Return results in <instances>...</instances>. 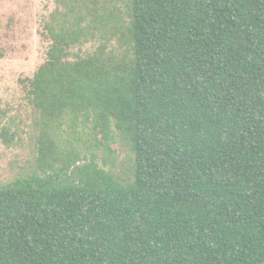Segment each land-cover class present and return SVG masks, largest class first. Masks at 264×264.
Segmentation results:
<instances>
[{
	"label": "trees",
	"instance_id": "obj_1",
	"mask_svg": "<svg viewBox=\"0 0 264 264\" xmlns=\"http://www.w3.org/2000/svg\"><path fill=\"white\" fill-rule=\"evenodd\" d=\"M64 5L22 81L38 174L0 187V264H264V0Z\"/></svg>",
	"mask_w": 264,
	"mask_h": 264
},
{
	"label": "rangeland",
	"instance_id": "obj_2",
	"mask_svg": "<svg viewBox=\"0 0 264 264\" xmlns=\"http://www.w3.org/2000/svg\"><path fill=\"white\" fill-rule=\"evenodd\" d=\"M108 14L114 8L126 12V0H98ZM73 0H0V111L2 126L17 134L7 144L0 138V187L19 179H28L37 172V123L40 115L30 104L27 87L22 81L32 79L48 59L50 41L44 25L64 3ZM106 8V9H104ZM106 43L97 39L73 50L75 56H88ZM111 48V47H109ZM120 54V53H119ZM117 151L114 174L129 175V150L115 145ZM114 163V162H113Z\"/></svg>",
	"mask_w": 264,
	"mask_h": 264
}]
</instances>
